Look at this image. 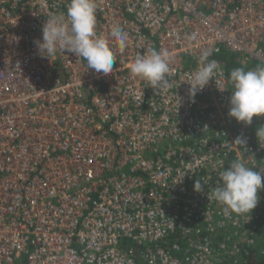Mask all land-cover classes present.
<instances>
[{
	"label": "built area",
	"instance_id": "built-area-1",
	"mask_svg": "<svg viewBox=\"0 0 264 264\" xmlns=\"http://www.w3.org/2000/svg\"><path fill=\"white\" fill-rule=\"evenodd\" d=\"M68 4L0 0V264L263 258L264 189L252 213L227 217L211 190L221 162L264 171V117L245 125L228 115L233 69L219 59L264 67V0H96L97 34L116 58L107 77L72 53L38 55L47 18ZM114 25L128 33L123 49ZM146 48L171 57L165 90L131 74ZM204 50L218 69L192 102Z\"/></svg>",
	"mask_w": 264,
	"mask_h": 264
},
{
	"label": "clouds",
	"instance_id": "clouds-1",
	"mask_svg": "<svg viewBox=\"0 0 264 264\" xmlns=\"http://www.w3.org/2000/svg\"><path fill=\"white\" fill-rule=\"evenodd\" d=\"M96 13V0H69L66 14L47 18L42 28V40L34 41L38 55L51 60L58 50L72 53L86 60L89 69L107 77L114 70L116 58L109 46V39L97 34ZM109 35L121 49L126 47L129 37L121 26L114 25ZM190 39H195V36ZM211 55V50L202 51V66L190 75L188 83L192 102H195L197 93L209 84L218 69V61L209 60ZM170 61L167 51L146 48L143 54L136 56L130 71L158 92L169 87L167 76ZM230 82L233 90L228 115L245 125H251L254 117H264V67L257 66L248 71L235 68L230 73ZM256 136L258 142L264 140V125L257 128ZM233 143L246 146L247 139L238 136ZM228 165L225 169L221 162L222 170L217 173L218 180L211 190V196L222 206L226 217L232 213H252L259 203L258 193L264 189V171L255 170V167L248 166L239 158ZM194 190L202 191L199 179L195 181Z\"/></svg>",
	"mask_w": 264,
	"mask_h": 264
},
{
	"label": "trees",
	"instance_id": "trees-1",
	"mask_svg": "<svg viewBox=\"0 0 264 264\" xmlns=\"http://www.w3.org/2000/svg\"><path fill=\"white\" fill-rule=\"evenodd\" d=\"M219 59L225 64L226 68L230 71L231 69H235V68H242L240 64H237V57L235 55H231V54H222ZM262 221V219H261ZM261 221L259 222V224H261ZM262 226V224H261ZM259 236H263L264 237V229L262 227L259 228L258 231ZM248 264H264V257L263 258H258L256 256H252L249 258L248 260Z\"/></svg>",
	"mask_w": 264,
	"mask_h": 264
},
{
	"label": "rangeland",
	"instance_id": "rangeland-1",
	"mask_svg": "<svg viewBox=\"0 0 264 264\" xmlns=\"http://www.w3.org/2000/svg\"><path fill=\"white\" fill-rule=\"evenodd\" d=\"M262 243L264 244V238H262Z\"/></svg>",
	"mask_w": 264,
	"mask_h": 264
}]
</instances>
